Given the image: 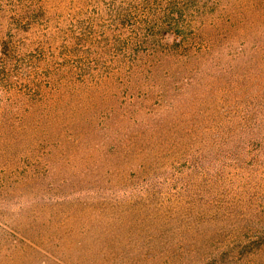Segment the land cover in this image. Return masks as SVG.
Instances as JSON below:
<instances>
[{"label": "rangeland", "instance_id": "1", "mask_svg": "<svg viewBox=\"0 0 264 264\" xmlns=\"http://www.w3.org/2000/svg\"><path fill=\"white\" fill-rule=\"evenodd\" d=\"M151 2L0 0V264H264V0Z\"/></svg>", "mask_w": 264, "mask_h": 264}, {"label": "trees", "instance_id": "2", "mask_svg": "<svg viewBox=\"0 0 264 264\" xmlns=\"http://www.w3.org/2000/svg\"><path fill=\"white\" fill-rule=\"evenodd\" d=\"M149 2H150V5L153 4V3L151 2V0H149ZM174 12H175L174 9H172V8L169 9V14L171 15V17L173 16V17H172V21H173V22H177V20L180 18V17H179V13H174ZM173 18H174V19H173ZM177 18H178V19H177ZM156 19H158V18H154V20H156ZM125 21H126V20H125ZM4 55L7 56V52H6V53L4 52Z\"/></svg>", "mask_w": 264, "mask_h": 264}]
</instances>
